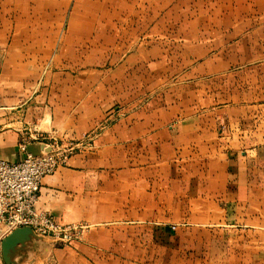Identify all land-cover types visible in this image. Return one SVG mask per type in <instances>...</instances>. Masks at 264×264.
Masks as SVG:
<instances>
[{"label":"crops","instance_id":"crops-1","mask_svg":"<svg viewBox=\"0 0 264 264\" xmlns=\"http://www.w3.org/2000/svg\"><path fill=\"white\" fill-rule=\"evenodd\" d=\"M98 4L86 7L98 26L75 43L45 17L62 12L59 0L47 11L44 0H0V159L78 140L124 107L42 182L37 207L88 226L83 239L54 248L34 234L13 264H264V58L182 51L237 45L264 22V2Z\"/></svg>","mask_w":264,"mask_h":264},{"label":"built area","instance_id":"built-area-1","mask_svg":"<svg viewBox=\"0 0 264 264\" xmlns=\"http://www.w3.org/2000/svg\"><path fill=\"white\" fill-rule=\"evenodd\" d=\"M96 135V131L84 134L65 146H59L52 138V142L43 144L38 156L29 153V144L24 143L23 160L0 159V241L18 228H30L33 233L50 238L57 247L75 246L83 239L88 226L60 222L40 210L37 202L43 179L54 174L75 153L92 149Z\"/></svg>","mask_w":264,"mask_h":264},{"label":"rangeland","instance_id":"rangeland-1","mask_svg":"<svg viewBox=\"0 0 264 264\" xmlns=\"http://www.w3.org/2000/svg\"><path fill=\"white\" fill-rule=\"evenodd\" d=\"M88 2H89L88 0H59L60 12L61 11L62 12L59 15H54V16H52V14L50 15V13H46L45 15H48V16H45V17H49L51 20V23H54V24L57 21H59V26L61 28L63 27L62 30L65 34V37H64L65 39L67 35V29L68 27H70L71 30L75 32V43H76L80 40V35L82 33L84 26L86 25L88 26L91 24L92 28H94V26L97 25L96 22H98L100 19L99 14L97 13L90 14L89 11L88 12L86 11L87 6L93 7V12L94 10H98L99 9L98 0H93L92 4L91 3L88 4ZM260 2H261V7L263 8L262 5L264 1L260 0ZM55 3H56V0H44L45 11H47L46 9L47 7H50L51 9V5H55ZM65 3L67 4V6L64 5ZM124 3L125 4H121V6L124 5V7H126L127 4H129L130 2L125 1ZM91 19H93V21H90ZM254 26H255L254 29H251V31L242 32L243 36L240 37L241 39H238L236 41L238 44L235 46H219V47H208V46L189 47L187 46V47H183L182 51H185L187 58H193V56L196 58H238V59L239 58H242V59L244 58H264V22L259 23L258 25H254ZM63 32L61 33V36ZM105 33L106 32H104L103 34L105 35ZM93 34H94L93 39L95 38L97 42H99L100 32L98 30H95ZM130 48L131 46H128L127 50H129ZM91 57L93 58V68L95 69L99 68L98 64H100L102 60V54H101L100 49L98 48L92 49ZM241 65H248L249 67H253L257 64L241 62V61H238V63H236L237 67ZM239 74L240 75L236 76L237 81L243 84L245 88H247V86H249L248 84L249 79L247 78L246 75L242 73H239ZM250 84L251 85L253 84L252 78H251ZM247 92L248 91L245 90L243 96L244 95L247 96ZM243 96L239 93V89H238L237 98H242ZM249 97L251 96L249 95ZM123 108L124 107H122L121 105L114 106L112 113L108 115V117L100 124L99 127H97L96 130H94L96 131V134L98 131L103 130L106 127H108L111 122L123 116L124 114ZM55 139H56V143L59 146H62V145L65 146L68 142H70L68 140H61L58 138H55ZM35 235L38 236V238L43 239L44 242H52L50 238L37 235V234ZM52 244L54 248H58L53 242ZM71 247H74V246H71ZM49 257H52V256L50 255ZM0 264H6L3 259L1 248H0Z\"/></svg>","mask_w":264,"mask_h":264},{"label":"water","instance_id":"water-1","mask_svg":"<svg viewBox=\"0 0 264 264\" xmlns=\"http://www.w3.org/2000/svg\"><path fill=\"white\" fill-rule=\"evenodd\" d=\"M44 149V145L38 146L36 149H32L29 145L27 150L34 156H38ZM46 150H49L48 148ZM34 233L30 228H18L6 236L1 242V251L3 259L6 264H13L11 259V252L20 244H24L27 240L33 236Z\"/></svg>","mask_w":264,"mask_h":264}]
</instances>
